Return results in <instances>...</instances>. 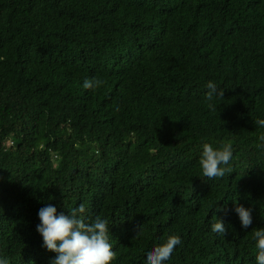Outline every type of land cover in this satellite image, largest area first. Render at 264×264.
<instances>
[{
  "label": "trees",
  "instance_id": "trees-1",
  "mask_svg": "<svg viewBox=\"0 0 264 264\" xmlns=\"http://www.w3.org/2000/svg\"><path fill=\"white\" fill-rule=\"evenodd\" d=\"M91 78L104 83L84 89ZM209 81L224 90L216 111ZM257 120L264 0H0V259L49 264L39 209L83 203L109 222L110 264H146L169 235L172 264H255ZM204 143L231 144V173L203 177Z\"/></svg>",
  "mask_w": 264,
  "mask_h": 264
},
{
  "label": "clouds",
  "instance_id": "clouds-1",
  "mask_svg": "<svg viewBox=\"0 0 264 264\" xmlns=\"http://www.w3.org/2000/svg\"><path fill=\"white\" fill-rule=\"evenodd\" d=\"M104 81L98 78L85 79L84 89H96ZM205 101L210 110L216 111L214 98L222 99L224 90L218 89L214 82H207ZM256 124L264 127V120H257ZM264 141V135L260 136ZM203 151L199 160L203 177L208 180L223 178L231 173L227 167L233 156L231 144H223L213 148L209 143L203 144ZM234 212L238 216L241 227L247 228L252 223L251 209L236 204ZM86 208L83 203L71 210L68 215H57V209L52 204H47L38 211L40 223L36 232L42 237L43 247L55 258L49 264H110L116 253L112 250L109 236V222L107 219L97 216L89 221L86 217ZM219 211V210H218ZM142 225L138 226V236ZM211 231L217 235L225 236L227 229L223 221L216 220L211 224ZM256 241L255 264H264V228L253 232ZM182 243L177 235H169L163 244L155 246L146 252V264H172L171 256L176 246ZM0 264H9L7 259H0Z\"/></svg>",
  "mask_w": 264,
  "mask_h": 264
}]
</instances>
